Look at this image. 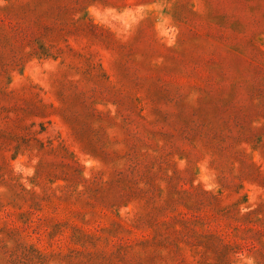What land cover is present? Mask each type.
<instances>
[{
    "label": "rangeland",
    "instance_id": "374dc122",
    "mask_svg": "<svg viewBox=\"0 0 264 264\" xmlns=\"http://www.w3.org/2000/svg\"><path fill=\"white\" fill-rule=\"evenodd\" d=\"M0 264H264V0H0Z\"/></svg>",
    "mask_w": 264,
    "mask_h": 264
}]
</instances>
